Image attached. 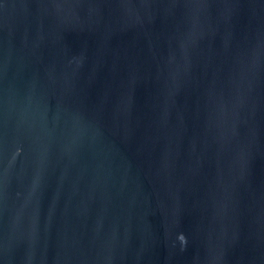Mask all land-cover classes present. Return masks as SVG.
<instances>
[{"label":"water","instance_id":"95a60500","mask_svg":"<svg viewBox=\"0 0 264 264\" xmlns=\"http://www.w3.org/2000/svg\"><path fill=\"white\" fill-rule=\"evenodd\" d=\"M0 264H264V0H0Z\"/></svg>","mask_w":264,"mask_h":264}]
</instances>
